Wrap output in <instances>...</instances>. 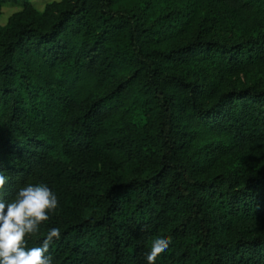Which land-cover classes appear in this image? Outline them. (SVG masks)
Segmentation results:
<instances>
[{"label":"trees","instance_id":"trees-1","mask_svg":"<svg viewBox=\"0 0 264 264\" xmlns=\"http://www.w3.org/2000/svg\"><path fill=\"white\" fill-rule=\"evenodd\" d=\"M21 1L0 29V196L58 198L26 248L58 227L53 264H148L160 236L155 264H264V85L229 79L264 63V0H198L262 21L239 35L150 0Z\"/></svg>","mask_w":264,"mask_h":264},{"label":"clouds","instance_id":"clouds-1","mask_svg":"<svg viewBox=\"0 0 264 264\" xmlns=\"http://www.w3.org/2000/svg\"><path fill=\"white\" fill-rule=\"evenodd\" d=\"M7 179L0 170V190ZM57 207V196L45 184H27L18 189L11 201L6 202L0 196V264H53L49 248L54 240L60 239V228L49 229L36 247L26 248L25 237L36 233ZM171 242V237L155 239L150 251L145 253L148 264H155Z\"/></svg>","mask_w":264,"mask_h":264},{"label":"rangeland","instance_id":"rangeland-1","mask_svg":"<svg viewBox=\"0 0 264 264\" xmlns=\"http://www.w3.org/2000/svg\"><path fill=\"white\" fill-rule=\"evenodd\" d=\"M53 0H28V4L38 11H42L45 4ZM143 2V0H139ZM151 7L156 11L166 10L170 8H178L177 16H181V12L201 13L205 14L209 21L211 17L215 19L216 30L222 34H254L261 29L262 21L258 18H244L237 16V13L232 15L230 19H223L222 13H217L205 9L198 0H150ZM24 2L19 0L16 2H5L0 5V29L6 25L8 17L15 11L20 10ZM232 19L234 21H232ZM231 20V21H230ZM183 35V34H181ZM190 74L199 75L201 71H189ZM230 84L233 86H242L245 84L264 85V63L257 64L253 67L239 71L238 73L229 76ZM239 157H220L218 162L213 167L218 171L231 170L236 172L237 176L242 174L240 169Z\"/></svg>","mask_w":264,"mask_h":264}]
</instances>
